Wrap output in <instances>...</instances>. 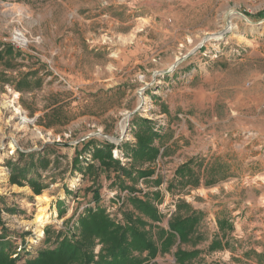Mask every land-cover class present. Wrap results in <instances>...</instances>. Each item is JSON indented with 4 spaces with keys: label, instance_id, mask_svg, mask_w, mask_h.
<instances>
[{
    "label": "rangeland",
    "instance_id": "rangeland-1",
    "mask_svg": "<svg viewBox=\"0 0 264 264\" xmlns=\"http://www.w3.org/2000/svg\"><path fill=\"white\" fill-rule=\"evenodd\" d=\"M5 3L25 7L8 16ZM17 30L33 41L28 50L53 61L84 91L76 99L65 88L40 90L41 63L17 62L22 54L12 45L0 51V237L17 264L44 247L46 229L52 238L68 228L75 233L79 215L97 205L95 191L100 208L120 225L133 210L131 198L149 200L161 217L149 221L157 241L177 216L192 211L201 218L188 243L144 264H264V254L253 251L254 245L264 249V0H0V46ZM70 33L78 51L67 53ZM105 34L120 51H134L139 41L135 69L126 72L131 61L120 68V54L108 57ZM117 77L126 80L90 91L99 82H88L108 85ZM23 79L30 87L19 92L14 108H5L13 99L8 86L20 91ZM17 105L29 118L40 116V130L21 123ZM144 121L158 135L159 154L140 162L133 154ZM107 146L132 172L122 178L129 189L119 188L113 170L88 173L100 165L95 151ZM185 166L190 176L180 175ZM21 169L42 183L39 195L28 181L13 183ZM179 249L197 255L180 262Z\"/></svg>",
    "mask_w": 264,
    "mask_h": 264
},
{
    "label": "trees",
    "instance_id": "trees-1",
    "mask_svg": "<svg viewBox=\"0 0 264 264\" xmlns=\"http://www.w3.org/2000/svg\"><path fill=\"white\" fill-rule=\"evenodd\" d=\"M3 56L0 54V62ZM22 91L23 88H29L27 79H23L17 85ZM158 135L153 132L152 127L147 122H142L138 132V147L134 150V157L140 162L153 161L159 154V150L154 147L155 139ZM95 158L99 161V167L94 166L88 169L90 175L97 177L100 170H113L118 176L119 188L129 189L123 177L132 178V172H128L120 166V163L113 160L111 148L95 151ZM190 166L180 169L181 176H190L192 174ZM31 170L21 169L13 176V183H22L28 181L29 186L35 194L39 195L43 189L39 180L28 179ZM140 175L147 177L149 172H140ZM195 185L199 180H195ZM131 189V188H130ZM133 190V189H131ZM94 200L97 205L95 208L87 209L82 215H79L76 232L70 234L71 229L66 232H57L52 238V232L45 230L46 237L44 247L38 248L36 254L25 261V264H144L147 259H155L159 253H167L171 248L184 243H188L192 236L198 233V227L201 218L196 212H190L186 217L177 216L169 223L170 231H159L160 243L152 235V227L149 221L157 223L161 217L156 207L149 200H140L131 198L129 203L133 210H127L125 216V225L116 224L100 208V195L94 192ZM187 207L189 210L190 208ZM182 209L180 206L179 210ZM150 227V228H148ZM221 228L223 225L220 226ZM66 233V234H65ZM5 237H0V264H17L19 260L13 258L11 254V244ZM100 246L96 254L95 249ZM217 248L213 244L212 249ZM147 253L146 258L136 256L135 254ZM196 252H187L179 249L177 251V261L188 262Z\"/></svg>",
    "mask_w": 264,
    "mask_h": 264
},
{
    "label": "built area",
    "instance_id": "built-area-1",
    "mask_svg": "<svg viewBox=\"0 0 264 264\" xmlns=\"http://www.w3.org/2000/svg\"><path fill=\"white\" fill-rule=\"evenodd\" d=\"M3 6H5V12L8 14V16H15L17 14V8L16 7H20V8H24V5H16L15 3L11 4V3H5L2 4ZM79 16V15H78ZM77 16V17H78ZM74 16L71 15L70 19H74ZM102 17L108 18L109 16L107 14H104ZM110 18V17H109ZM246 20V18H245ZM249 24V22H248ZM108 33V32H107ZM90 36H94L93 34ZM105 38H103V42L102 44H104V47H106L105 49L107 50V54L108 57L110 58H118L119 57V50L121 45L115 43L113 41V39L108 35L105 34L104 35ZM134 40V36L131 40H129V43H132ZM9 42L6 44H2L0 46V51H3L6 48V45H12V47L16 50V51H20V53L22 54L20 56V58H18L17 62L19 63H30L32 61L35 62H39L43 65V69L42 71H38V75L40 77V79L42 80V88H48V87H58V88H65L66 90L70 91L74 97L76 99H80L84 97V91L81 88V86L79 84H77L76 82L69 80L68 78H66L62 73H60L54 66H53V61L51 62L49 59L46 58V56L39 54L37 55L36 52H34V50H28L31 48V45H33V41L29 40V37L26 35V33L23 30H17L14 32H11V37L8 40ZM89 41V40H88ZM36 46H34V48H37L38 46L41 45L42 39H40V41H35L34 42ZM94 43V41H92V44ZM23 49H26L25 51H23ZM29 51V52H27ZM30 57V58H29ZM39 57V59H37ZM153 61H157L156 59H154ZM39 65V64H38ZM178 65V64H177ZM27 66H21L20 69L22 68L23 70H26ZM28 68V67H27ZM172 68V67H171ZM170 68V70L167 73H172L173 70ZM197 69H199V67L196 66V68L192 69L189 73H184V78L187 77H192V75L195 73V71H197ZM159 74V73H158ZM157 83V81H156ZM9 87V91L10 93H13V99L10 102H7L6 104L9 105L8 108H14V104L15 102L18 100V98L20 97V93L15 91L12 87ZM158 92V91H157ZM14 105V106H13ZM263 109H264V105H263ZM15 111H17V113L20 116V120L22 124H26L28 126L33 127L35 130H40L37 127V122L40 118L39 115H36L32 118H29L26 114V112L22 109L21 106L17 105L15 107ZM45 135H51L50 132H46ZM257 136V134H254ZM39 135L36 133V138ZM41 137H43V133L41 131ZM49 138V137H48ZM258 138H256L255 140H257ZM47 142H51L50 138L48 139ZM260 142V141H259ZM260 148H262V145L260 144L259 146ZM22 249H19V252H21Z\"/></svg>",
    "mask_w": 264,
    "mask_h": 264
},
{
    "label": "crops",
    "instance_id": "crops-1",
    "mask_svg": "<svg viewBox=\"0 0 264 264\" xmlns=\"http://www.w3.org/2000/svg\"><path fill=\"white\" fill-rule=\"evenodd\" d=\"M87 23H89V21L87 22ZM90 23H91V21H90ZM69 34V33H68ZM74 36L70 33V35L69 36H67V38H65V40H64V42H65V44H67L66 45V52L67 53H72L75 49V51H78V48H76V47H72V45L75 43V40L74 39H72ZM119 54H120V58H119V61H118V66L120 67V68H122V66H121V64H123V63H127V62H133L132 63V68H129L128 70H126V72H129V71H131L132 69H135L136 68V66H138L139 65V41H138V43H137V45H136V48L134 49V51H131V50H128V51H126V49H121V51L119 50ZM123 58H124V62H123ZM124 69V68H123ZM122 69V70H123ZM33 71H36L35 70V68H32V69H30L29 70V72L30 73H35V72H33ZM30 73H28V74H30ZM39 76V75H38ZM123 80H126V79H123L122 77H117V78H115V81H112V79H110V83L111 84H108V85H106V84H101L100 82H101V80H94L93 82H88V83H90V84H94V83H96V82H99L98 84H99V86L98 85H95V87L93 88V89H91L90 91H92L93 93H95V92H97L98 90H99V88H102V87H106V86H111L112 84H116V83H123ZM39 81H40V86H39V88H40V90L42 89V90H47L48 88H54V87H48V88H41V87H43L42 86V80L40 79V77H39ZM104 81H108V80H104ZM120 83V84H121ZM123 89L125 88L124 86L122 87ZM17 91V90H16ZM17 92H21V91H17ZM57 105H55V106H53V107H51V108H54V107H56ZM49 111V109H45V111H44V113H47ZM260 248L261 247H259V248H257L255 245L253 246V251H254V253L256 254H258V255H261V254H264V249H262V250H260Z\"/></svg>",
    "mask_w": 264,
    "mask_h": 264
},
{
    "label": "bare ground",
    "instance_id": "bare-ground-1",
    "mask_svg": "<svg viewBox=\"0 0 264 264\" xmlns=\"http://www.w3.org/2000/svg\"><path fill=\"white\" fill-rule=\"evenodd\" d=\"M230 29H233V25L231 24V25H228V28L227 29H225L224 31H225V33H227ZM4 107L6 108H8L9 107V105L8 104H4ZM36 136V135H35Z\"/></svg>",
    "mask_w": 264,
    "mask_h": 264
}]
</instances>
